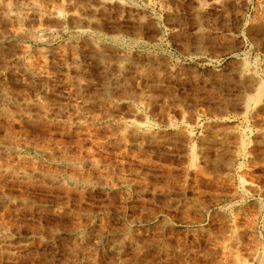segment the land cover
Here are the masks:
<instances>
[{
    "label": "rangeland",
    "instance_id": "374dc122",
    "mask_svg": "<svg viewBox=\"0 0 264 264\" xmlns=\"http://www.w3.org/2000/svg\"><path fill=\"white\" fill-rule=\"evenodd\" d=\"M256 79L264 0H0V264H264Z\"/></svg>",
    "mask_w": 264,
    "mask_h": 264
},
{
    "label": "bare ground",
    "instance_id": "6f19581e",
    "mask_svg": "<svg viewBox=\"0 0 264 264\" xmlns=\"http://www.w3.org/2000/svg\"><path fill=\"white\" fill-rule=\"evenodd\" d=\"M10 12V11H9ZM98 56V55H97ZM251 81V80H250ZM255 81H257V84H259L260 85V87H259V89H258V92L260 93V94H264V82H261L259 79H256ZM248 82H249V80H248ZM253 82V81H252ZM258 97V96H257ZM253 100V98H249V102H251L250 100Z\"/></svg>",
    "mask_w": 264,
    "mask_h": 264
}]
</instances>
